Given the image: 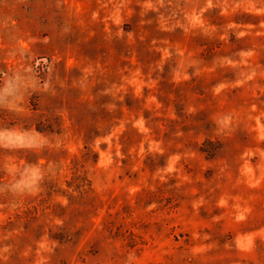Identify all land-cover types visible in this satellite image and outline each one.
Instances as JSON below:
<instances>
[{"label": "rangeland", "instance_id": "obj_1", "mask_svg": "<svg viewBox=\"0 0 264 264\" xmlns=\"http://www.w3.org/2000/svg\"><path fill=\"white\" fill-rule=\"evenodd\" d=\"M0 264H264V0H0Z\"/></svg>", "mask_w": 264, "mask_h": 264}]
</instances>
